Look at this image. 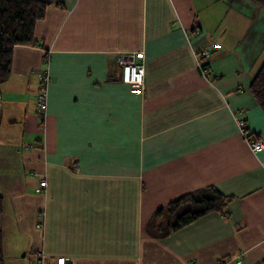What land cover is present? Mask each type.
<instances>
[{"label": "crops", "instance_id": "0c3cea01", "mask_svg": "<svg viewBox=\"0 0 264 264\" xmlns=\"http://www.w3.org/2000/svg\"><path fill=\"white\" fill-rule=\"evenodd\" d=\"M46 1L35 42L14 48L0 85L3 264L41 255L43 264H264V150L251 151L236 121L264 138L250 91L264 62V8ZM119 53L144 62V89L121 82ZM208 187L232 198L224 211L150 234L159 210Z\"/></svg>", "mask_w": 264, "mask_h": 264}, {"label": "trees", "instance_id": "16d2710c", "mask_svg": "<svg viewBox=\"0 0 264 264\" xmlns=\"http://www.w3.org/2000/svg\"><path fill=\"white\" fill-rule=\"evenodd\" d=\"M264 8V0H250ZM50 2L46 0H0V85L5 83L12 71L13 50L19 45L35 42V25L45 17ZM250 91L260 109L264 112V62L254 76ZM41 124L45 119L41 117ZM2 111L0 109V127ZM251 138V137H250ZM258 138H253L257 140ZM232 200L215 187H208L188 193L159 210L149 224V232L157 238H165L190 225L195 220L213 211H224ZM3 211V198L0 196V213ZM165 214L167 220H160ZM0 264H3V236L0 230Z\"/></svg>", "mask_w": 264, "mask_h": 264}, {"label": "built area", "instance_id": "2783aa9c", "mask_svg": "<svg viewBox=\"0 0 264 264\" xmlns=\"http://www.w3.org/2000/svg\"><path fill=\"white\" fill-rule=\"evenodd\" d=\"M196 33H199V30H195ZM118 63L121 67V82L127 85L136 86L140 89L145 88V64L144 62H137L136 56L133 53H119L118 55ZM200 70L203 76L209 78V71L202 65H200ZM49 83V75L47 73H43L41 85H40V94L37 99V113L39 117L45 119L46 117V107H47V84ZM243 136L248 142V145L251 151L254 154H258L264 150V138L260 137L257 140H253L250 138L245 132V120L236 119ZM46 180H41V186L46 187ZM44 256L41 255L38 262L39 264H43ZM240 263V262H239ZM54 264H69L67 257L60 256L57 257Z\"/></svg>", "mask_w": 264, "mask_h": 264}]
</instances>
